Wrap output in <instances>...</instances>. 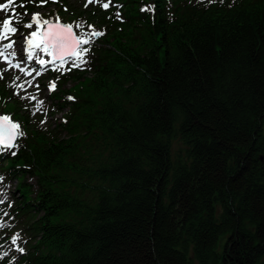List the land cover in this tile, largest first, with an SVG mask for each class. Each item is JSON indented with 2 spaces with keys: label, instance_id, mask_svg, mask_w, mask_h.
Wrapping results in <instances>:
<instances>
[{
  "label": "trees",
  "instance_id": "trees-1",
  "mask_svg": "<svg viewBox=\"0 0 264 264\" xmlns=\"http://www.w3.org/2000/svg\"><path fill=\"white\" fill-rule=\"evenodd\" d=\"M110 5L69 15L104 35L87 67L49 72L53 127L0 80L24 130L0 152L23 227L0 247L28 232L0 264H264V0Z\"/></svg>",
  "mask_w": 264,
  "mask_h": 264
},
{
  "label": "rangeland",
  "instance_id": "rangeland-1",
  "mask_svg": "<svg viewBox=\"0 0 264 264\" xmlns=\"http://www.w3.org/2000/svg\"><path fill=\"white\" fill-rule=\"evenodd\" d=\"M15 1V0H14ZM2 2V1H0ZM7 4V0L4 1ZM66 3L64 5H68L67 9L71 14L75 12H80L84 10H92L95 8L96 2H102L111 4V0H94L92 3H87L86 0H66ZM61 4V0H52L51 3L49 2H39L32 8V12L26 13L25 15L22 14L24 17H20L17 10L12 9L14 6L13 4L8 5L7 8L3 9L0 12V19L3 16H7L9 20L12 21L11 26L17 27V32L15 34L11 33H5L6 39L4 40L5 43H9L14 41V48L8 49L7 52H15V56H8L7 60L0 57V70H2V78L0 80H3L5 84L9 83V87L11 90V94L14 98H16L19 101L20 109L22 110V113L26 114L28 119L31 121V126H35L38 129L45 130L46 128H51L57 124L60 119L62 120V112H60L58 109L60 106L58 105V101L56 99H53L52 95H50V92L53 90V88H50L51 85H54L56 87V82L53 81L51 78H48V73L44 72L43 66H40L36 61L38 59H45L48 57V54L43 52L41 49H35L31 52L33 55L32 61H27V55L29 54L26 52L27 45L25 43L26 37H29L30 31L36 30V25H33L32 29H28L24 27L23 25L30 22L32 20V14L33 13H40L42 14V17L44 19L49 20H61L63 22L72 23L75 25L77 23L80 24V28L75 30L77 31L78 35L85 32H91L93 29L89 28L88 26H94L95 30H100L99 26H95L94 24H91L89 21L86 20L84 16H77L75 18H63L61 17V13L55 12V10L62 8L63 6H59ZM88 4L87 7L85 5ZM99 4V3H98ZM93 5V6H91ZM100 6V5H97ZM66 9V10H67ZM64 12H67L65 9H63ZM19 14V15H18ZM23 18V19H22ZM5 19H1V26L3 24V21ZM102 37V36H100ZM99 37L93 38V41H96V39ZM82 47H88L87 45H84ZM38 53V55H37ZM88 54H85L83 59L87 61ZM75 58L69 59L67 62H64L63 65L61 63L55 64V67L58 66H64L66 64L72 65L73 60ZM46 61H49V59H45ZM20 63L21 67L25 68V72H21L19 68L14 67L15 64ZM81 66L87 67V63L81 64ZM33 69H37L40 71V75L37 76L35 74V71H32ZM27 72H31V75L26 74ZM47 72V71H46ZM16 77H19L20 79L17 80ZM26 81H32L31 86L26 84ZM8 82V83H7ZM75 83L74 80H70L67 83V86H72ZM24 84V88L21 89L18 87V85ZM38 86V87H37ZM35 96L36 99L32 100L31 97ZM40 101H43L44 103L41 104ZM1 114V113H0ZM10 120H12L14 123L19 125V132L20 134L23 133V129L20 126V124L16 121L14 116L9 115L8 116ZM41 121H45L44 123H41ZM180 144L178 142L174 143V150L178 149ZM35 181L34 178L30 177L29 182L33 183ZM18 182L16 177H12L10 180L8 179H0V235L6 231V230H20L21 226L19 225H12L14 223V219L12 218V211L15 208L16 200L19 198L18 196L21 194V191L19 187L17 186ZM24 232L27 234L28 232L24 230ZM24 232L18 231L15 235L16 241L13 243L12 240L7 241L3 247L10 248L13 246L14 248H19V245L24 239ZM2 240H0L1 244ZM3 247H0V250H3Z\"/></svg>",
  "mask_w": 264,
  "mask_h": 264
},
{
  "label": "snow or ice",
  "instance_id": "snow-or-ice-1",
  "mask_svg": "<svg viewBox=\"0 0 264 264\" xmlns=\"http://www.w3.org/2000/svg\"><path fill=\"white\" fill-rule=\"evenodd\" d=\"M41 2H45V0H41ZM94 0H88V3H92ZM14 3V0H7V4H0V10L7 8L8 5ZM23 7V4L20 5ZM88 4L85 5L87 7ZM109 3L105 2L102 4V7L107 9L109 8ZM19 15V14H18ZM59 18H57L58 20ZM36 25V30L31 31L29 37H26L25 43L27 45L26 52L27 61L33 60V55L31 52L35 49H41L43 52L47 53L52 57L53 61L60 60L61 65L65 62V57H74L72 67L78 68L81 64L87 63L86 60L83 59L85 54L90 52V47L93 42V38L103 36L104 33L100 30H95L94 26L89 25V28L93 30L91 32H85L77 35L74 31V25L72 23H54L49 19H44L42 14L33 13L32 20L23 26L32 29L33 25ZM12 21L9 19H5L2 24V28H0V40L6 39L5 33L15 34L17 32V27L11 26ZM47 26L45 28L44 26ZM76 29L80 28V24L77 23L75 25ZM15 42L5 43L0 45V57L7 60L8 56H15L16 53L13 51L11 53L7 52L8 49L14 48ZM87 45L88 47H82ZM38 55V53H37ZM40 66H44L51 61H46L44 59H38L36 61ZM14 67L19 68L21 72H25L26 69L21 67L20 63L14 65ZM71 71V68L68 69ZM35 74L39 76L41 73L37 69H33ZM26 74L31 75V72H27ZM0 78H2V70H0ZM19 80V77H16ZM26 84L31 86L32 81H26ZM21 89L24 88V84L18 85ZM38 87V86H37ZM50 88L54 89V85H51ZM32 100H35L36 97L32 96ZM69 99H74V97H69ZM43 104V101H40ZM45 121H41L44 123ZM19 128V125L13 123L8 116H0V152L11 150L15 147L13 141L16 138L17 132L16 129ZM11 155H16L14 151L11 152ZM2 202V201H0ZM13 243L16 241V237L12 238ZM19 251L23 252V248H19ZM6 255V254H5Z\"/></svg>",
  "mask_w": 264,
  "mask_h": 264
},
{
  "label": "water",
  "instance_id": "water-1",
  "mask_svg": "<svg viewBox=\"0 0 264 264\" xmlns=\"http://www.w3.org/2000/svg\"><path fill=\"white\" fill-rule=\"evenodd\" d=\"M16 132H17V130H16ZM16 138H17V135H16ZM16 138H15V140L13 141V143L16 141Z\"/></svg>",
  "mask_w": 264,
  "mask_h": 264
}]
</instances>
